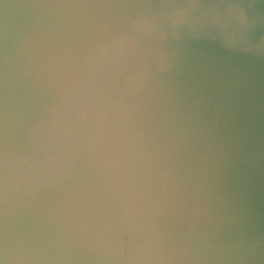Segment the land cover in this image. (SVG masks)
Wrapping results in <instances>:
<instances>
[{
    "label": "water",
    "instance_id": "95a60500",
    "mask_svg": "<svg viewBox=\"0 0 264 264\" xmlns=\"http://www.w3.org/2000/svg\"><path fill=\"white\" fill-rule=\"evenodd\" d=\"M0 264H264V0H0Z\"/></svg>",
    "mask_w": 264,
    "mask_h": 264
}]
</instances>
